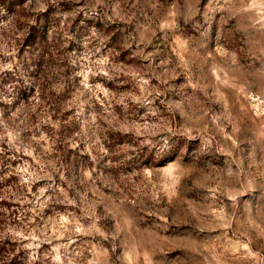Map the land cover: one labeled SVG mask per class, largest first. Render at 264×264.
I'll list each match as a JSON object with an SVG mask.
<instances>
[{"label":"rangeland","instance_id":"obj_1","mask_svg":"<svg viewBox=\"0 0 264 264\" xmlns=\"http://www.w3.org/2000/svg\"><path fill=\"white\" fill-rule=\"evenodd\" d=\"M0 264H264V0H0Z\"/></svg>","mask_w":264,"mask_h":264},{"label":"trees","instance_id":"obj_2","mask_svg":"<svg viewBox=\"0 0 264 264\" xmlns=\"http://www.w3.org/2000/svg\"><path fill=\"white\" fill-rule=\"evenodd\" d=\"M13 5V1H9L8 5ZM48 15V12H44L41 16H38L35 19V23L29 26L27 39V46H29V56L30 59L34 63V67H31L33 72L30 74L35 78L34 85L32 86L38 87L41 91L46 90L45 83V68L51 62L55 61L56 58L59 60H64L62 57V45L59 42V39L53 38L49 35L50 27L47 23V20H42V17ZM50 15V14H49ZM53 23H57L54 22ZM29 39H32L31 41ZM51 39V40H50ZM32 46V48H31ZM32 64L30 66H32ZM65 66V64H63ZM25 89L29 88V85L24 87Z\"/></svg>","mask_w":264,"mask_h":264}]
</instances>
